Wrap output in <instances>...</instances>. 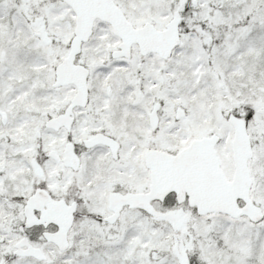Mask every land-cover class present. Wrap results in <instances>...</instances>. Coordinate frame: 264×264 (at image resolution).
Wrapping results in <instances>:
<instances>
[{"label": "snow or ice", "instance_id": "6c2138e0", "mask_svg": "<svg viewBox=\"0 0 264 264\" xmlns=\"http://www.w3.org/2000/svg\"><path fill=\"white\" fill-rule=\"evenodd\" d=\"M0 264H264V0H0Z\"/></svg>", "mask_w": 264, "mask_h": 264}]
</instances>
